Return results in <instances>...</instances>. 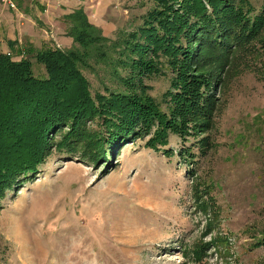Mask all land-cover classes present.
Here are the masks:
<instances>
[{"label": "rangeland", "instance_id": "rangeland-1", "mask_svg": "<svg viewBox=\"0 0 264 264\" xmlns=\"http://www.w3.org/2000/svg\"><path fill=\"white\" fill-rule=\"evenodd\" d=\"M77 1L107 37L136 26L153 4ZM15 2V9H5L8 15L22 10L47 19L51 14L37 0ZM249 2L258 11L263 0ZM63 15H52L53 23L41 21V28L47 42L68 49L73 40L65 45L58 39L64 38ZM261 36L264 40V30ZM253 42L224 66L201 67L208 80L213 74L214 106L209 127L184 143L206 137L204 152L192 147L193 158L178 155L181 140L172 133L165 148L173 154L148 146L147 133L95 163L79 152L53 149L32 181L1 200L0 264H264V245L251 247L264 232V46ZM83 72L93 91L111 84L102 65ZM146 82L158 100L169 86L164 75ZM195 178L207 184L218 207L219 225L208 234L191 198ZM218 234L228 236L227 249H209L198 263L185 255L190 245Z\"/></svg>", "mask_w": 264, "mask_h": 264}, {"label": "trees", "instance_id": "trees-1", "mask_svg": "<svg viewBox=\"0 0 264 264\" xmlns=\"http://www.w3.org/2000/svg\"><path fill=\"white\" fill-rule=\"evenodd\" d=\"M152 1L136 26L118 29L114 37L105 36L79 7L62 18L72 47H45L19 59L0 52V209L9 192L38 175L53 149L79 152L95 163L147 133L148 146L173 154L165 148L172 133L181 140L178 155L193 158V146L204 152L206 137L184 145L210 125L213 74L208 80L201 67L228 64L233 54L254 47V40L264 46V0L258 11L249 0ZM101 65L112 81L93 91L83 70ZM154 75L169 81L159 100L146 82ZM189 173L195 177L192 168ZM196 181L191 198L208 234L219 225L218 207L207 184ZM228 239L218 234L196 242L185 255L201 262L207 250L227 249ZM260 245L264 232L251 247Z\"/></svg>", "mask_w": 264, "mask_h": 264}, {"label": "crops", "instance_id": "crops-1", "mask_svg": "<svg viewBox=\"0 0 264 264\" xmlns=\"http://www.w3.org/2000/svg\"><path fill=\"white\" fill-rule=\"evenodd\" d=\"M37 1L42 5L45 4L46 8L52 15L67 14L73 9L82 7L77 4L79 2L77 0ZM66 5L68 8L66 7L63 9L62 7ZM6 8L7 7L5 5L0 4V52H10L14 58L19 59L21 56L33 55L36 50L43 49L45 47H54L51 42H47L45 40V36H43V32L45 31L41 28L42 22L48 21V23H53L51 20L54 18H52L53 16L51 14L46 19L43 16H39L35 12L28 13L21 10L18 13L19 15L16 12V15L12 16L10 13L9 15L6 13ZM15 19H18L19 21H16ZM60 29H62L61 33L64 38L60 36L61 38H58L59 41L65 45L66 43L70 44L72 38L66 36L64 30L65 28L60 27ZM56 45H59L57 41Z\"/></svg>", "mask_w": 264, "mask_h": 264}, {"label": "built area", "instance_id": "built-area-1", "mask_svg": "<svg viewBox=\"0 0 264 264\" xmlns=\"http://www.w3.org/2000/svg\"><path fill=\"white\" fill-rule=\"evenodd\" d=\"M16 0H0V2L5 5L6 7L10 9H15L16 8ZM51 36V34H50ZM58 46V45H57Z\"/></svg>", "mask_w": 264, "mask_h": 264}]
</instances>
